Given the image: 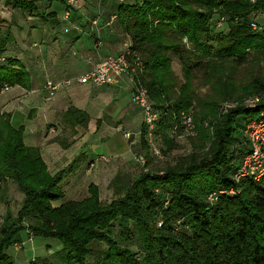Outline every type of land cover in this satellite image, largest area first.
I'll use <instances>...</instances> for the list:
<instances>
[{
    "label": "trees",
    "instance_id": "1",
    "mask_svg": "<svg viewBox=\"0 0 264 264\" xmlns=\"http://www.w3.org/2000/svg\"><path fill=\"white\" fill-rule=\"evenodd\" d=\"M54 2L65 3L7 0L6 5L36 15L40 4L49 7ZM257 12L264 15V0L119 4L114 15L131 38L128 50L143 65L138 79L159 114L153 134L162 138L163 154L176 149L174 129L180 132L183 113L194 115L197 135L191 138L192 151L173 164L157 171L119 172L110 184L115 197L110 203L100 200L99 187L92 184L89 197L54 207L53 202L65 197V174L78 170L82 159L52 175L40 149L25 144L24 127L14 128L10 114H0V201L9 182L24 196L17 215L9 210L0 226V264H14L7 250L23 230L60 242L62 249L52 255L55 264H90L91 256L96 257L95 264H264V178L260 182L233 180L249 150L243 130L261 114L264 118V102L254 109L239 105L221 111L228 100L264 94V79L236 87L224 76L230 65L247 64L252 52L264 55V29H252L251 18ZM216 13L218 22L225 18L229 31L220 33L214 46L203 39L215 40L212 32L217 28L211 21ZM11 32L0 28V93L15 86L30 88L29 72L19 60L6 56L15 41ZM184 40L193 46L192 51L185 49ZM171 53L178 55L182 65L185 82L180 87ZM199 69L207 72L217 92L209 99L195 96L194 73ZM63 120L67 126H87L90 116L71 108ZM148 134L144 123L141 145L150 161ZM231 189L237 192L235 196L221 195L215 203L209 202L211 193ZM178 222L188 232L177 231ZM133 239L140 245V254L130 249ZM100 244L107 249L94 255Z\"/></svg>",
    "mask_w": 264,
    "mask_h": 264
},
{
    "label": "crops",
    "instance_id": "2",
    "mask_svg": "<svg viewBox=\"0 0 264 264\" xmlns=\"http://www.w3.org/2000/svg\"><path fill=\"white\" fill-rule=\"evenodd\" d=\"M84 1L87 9L85 13H80L84 14L82 17L77 13L70 18L67 4L54 2L48 7V14H51L48 22H44L39 17L28 18L29 21H36L30 23L17 19L19 20L16 24L17 28L11 30L15 41L9 45L6 56L19 60L29 72L30 88L15 86L1 92L0 113L10 114L14 128L24 127L25 144L40 149L52 175L65 170V167L77 159L78 152L83 150L81 153L83 159L76 180L79 176L84 181L90 179V186L91 184L96 185V182L92 181L94 179L93 168L96 166L99 168L95 171L99 174V178L104 176L103 166L96 164L97 160H102L98 156L113 160L120 157L124 160H132L130 156L132 152L128 150L127 142L119 133L121 130L119 125L116 123L108 125L104 130L103 127L97 126V122H101L102 117L100 116H103L105 112L103 111L101 115L95 113L99 100L104 104V108L106 104L109 106L114 93L120 95V91L124 92L131 82L127 76L120 78L118 84L115 82L112 84L114 86L109 85L114 91L106 88L112 92L111 95L109 93L106 96L104 94L108 93L107 90L100 96L98 92H91L94 86H81L76 83L51 94L46 89V83L76 78L91 69V61L120 54L131 46L132 41L114 15L115 13L110 15L105 8L101 6L96 8L93 6L95 4L92 5L88 0ZM106 5L107 3L103 6ZM97 9L98 18L95 12ZM89 20L96 21L97 24L93 25L91 22L87 24ZM70 27H72L71 30H69ZM71 108L86 112L90 116L91 123L89 122L87 126L77 125L75 127L65 125L63 116ZM114 132L118 133L119 138L124 142L122 148L119 149L107 143L109 152L102 155L96 154L97 151L94 149L98 150L97 144L107 142ZM68 138H72L71 142L67 141ZM65 145L68 148L63 147ZM85 147L87 150L85 149L84 153ZM64 192L63 199L52 203L54 207H59L69 201H81L70 199L68 191ZM25 232L27 235L28 231L25 230ZM16 242L25 243L26 241L19 237L16 238ZM60 247L63 246L60 244L58 248ZM11 257L17 260V264H25L29 261L22 257Z\"/></svg>",
    "mask_w": 264,
    "mask_h": 264
},
{
    "label": "rangeland",
    "instance_id": "3",
    "mask_svg": "<svg viewBox=\"0 0 264 264\" xmlns=\"http://www.w3.org/2000/svg\"><path fill=\"white\" fill-rule=\"evenodd\" d=\"M65 4H67V12L70 14V18L73 17V14L77 15V13H85L86 5L84 0H74L76 3L72 2V0H64ZM91 2V4H95L96 8H99L98 6H101L102 8L106 9V12L108 14H114L117 12L118 6L121 2L129 3L133 2V0H88ZM7 0H0V28L2 30H7V28L16 29V24L19 20L21 21L26 20L27 23L30 22H36V21H29L28 18L30 17H39L44 20V22H48V19H50L51 14H48V4L43 3V5L40 4V10L36 15H30L28 13L22 14L19 10H12L6 5ZM84 3V4H83ZM107 3L106 6H103ZM10 12V17H5L6 11ZM98 9L95 11L97 12ZM68 14V15H69ZM98 14V15H97ZM96 17H99V12L96 13ZM79 16H84V14H80ZM47 18V20H45ZM219 14L216 13L212 18V26L217 28L216 30H213V37L215 40L208 41V39H203V42L206 41L210 45H216V38L219 37V34H227L229 31V25L228 23L225 24V22L222 23L221 26H219L218 22ZM96 19V18H95ZM252 22H257L261 29L254 30L255 32H261L264 29V15L261 12L253 13ZM25 22V21H24ZM25 22V23H26ZM40 22V21H39ZM93 21L89 20L87 24H89ZM72 27L69 28L71 30ZM185 42V49L192 51L193 46L189 44L186 40ZM129 48V47H128ZM170 58L172 59V66L174 70V77L176 79L177 85L180 87L184 84L185 78L184 73L182 70V65L180 62V59L178 55L171 53ZM204 61H208L207 58L204 59ZM207 72L204 69L196 70L194 73V80H193V86H194V92L195 96L200 99H209L211 96L216 95L217 92L213 89L212 85L213 83H210L207 79ZM224 76L226 77V81L230 83V85H234L236 87H241L249 84L256 78L264 79V55H260L258 53L252 52L249 56L248 63L243 66H233L230 65L228 70L225 72ZM122 79V78H121ZM118 81H116L115 84H118ZM74 85V84H72ZM114 86V85H111ZM93 89L91 92L93 93H100V96H102L103 92H106V88L113 90L110 86H104V87H92ZM96 88V90H94ZM108 91V93L104 94L105 96L110 93L111 91ZM114 91V90H113ZM90 92V91H89ZM119 95V94H118ZM117 93H114V97L112 99L109 97V100L111 99V104L109 103V106L106 104L104 108V104L99 100L97 103V108L95 109V113L102 114L103 113L102 120L97 124L98 127H103L105 130L108 125H114L115 123L119 125L120 127V135L124 138L127 142L128 150H131L132 154L130 155L132 160H124L123 157L117 158L113 160L112 158L107 157H99L98 158H107L103 160H97L96 164H101L103 166L102 172L104 173V176L101 178L98 177L99 174H97V170L99 168H93V177L92 181L96 182V186L99 187L100 190V200L102 202H112V200H115V197L113 195V190L110 188V184L112 180L115 178V176L118 174V172L122 173H130L135 174L138 170H141V166H139L136 162V158L138 155H144L145 152L143 150V147L141 145V132H142V125L146 123V114L144 111L136 106L132 101V84L129 83L127 87L120 91V95L118 96ZM254 96L260 97V103L262 104L264 102V94L259 95H250L243 100H228L224 103H222L221 111L223 113H226L227 111L234 109L235 107L239 105H246V101ZM230 105L231 107H228L227 109H224V106ZM107 112V113H106ZM190 112H193V114L196 112L195 109H191ZM1 114V113H0ZM192 115V114H191ZM193 122H194V129L191 134H187L184 131H180L178 135L175 138L176 143V149L171 151L170 153L165 154L164 160H157L153 156L150 157V161L147 158V161L149 163L148 169L152 171H157L162 168H164L167 164H173L177 158L185 156L186 154H189L192 151V137H196L195 132V121H194V115H192ZM251 122V121H250ZM248 122L247 124H249ZM91 123V122H90ZM89 125V123H88ZM102 125V126H101ZM122 125V126H120ZM108 134V133H105ZM114 135L111 136V138L107 142H100L97 144L98 150L96 154L102 155L106 154L108 151L107 143L111 144L112 146H116L117 148L121 149L123 145V141L121 138H119V134L114 132ZM128 135H131V139L128 138ZM72 138H68L67 141L71 142ZM152 142L160 149H163L165 151V147L162 141V138L159 135H152V138L150 139ZM135 142V144H132ZM92 147V146H89ZM86 147L84 148V153L86 152ZM118 149V150H119ZM117 150V149H114ZM112 151V150H111ZM110 151V152H111ZM234 148L230 150L229 155H233ZM83 150H80L77 155V159H83V156L81 153ZM151 155V154H150ZM127 159V158H126ZM129 159V157H128ZM106 160V161H105ZM74 162V161H73ZM136 162V163H135ZM94 163V162H93ZM71 164L67 167H65V171L69 169ZM91 166L89 165V168ZM63 171V170H61ZM78 170H76L73 174H68V172L65 174L64 181L62 183L63 190L68 191V197L70 199L74 200H83L84 198L89 197V184L91 183L90 179H84L82 180L81 176L78 177V180H76V176L78 175ZM95 185V184H94ZM71 194V195H70ZM74 195V196H72ZM7 201H4V200ZM24 196L23 194L18 190L17 186L9 182L6 185V190H4V195L2 201H0V226L4 220V218L7 215V212L10 210L14 216L17 215L18 210L20 209L22 202H23ZM26 225V224H25ZM181 222H178L176 225V230H186L188 232L189 229L187 228H181ZM27 226V225H26ZM119 228L118 226L115 227V234L118 232ZM28 231V230H26ZM20 237L21 240L26 241L25 243H19L14 242L13 245L7 250V253L15 258L22 257L26 258L29 261L25 262V264H55V260L53 259V256L51 254H54L56 251L62 249V247L58 248L60 245V242L56 239H44L39 237H33V235L28 231V234L26 235V232L23 230L21 231L16 238L18 239ZM134 240V239H133ZM107 249L106 245H96L95 246V254L104 251ZM130 249L137 254L141 253L140 245L137 243L136 240H134L133 245L130 247ZM21 252V254H18ZM14 259V258H13ZM33 259V261H32ZM96 257L91 256L89 258L90 264H95ZM14 264H17V260H13ZM23 264V263H19Z\"/></svg>",
    "mask_w": 264,
    "mask_h": 264
},
{
    "label": "built area",
    "instance_id": "4",
    "mask_svg": "<svg viewBox=\"0 0 264 264\" xmlns=\"http://www.w3.org/2000/svg\"><path fill=\"white\" fill-rule=\"evenodd\" d=\"M72 2L76 3L74 0ZM10 12H5V17H10ZM225 22V18L221 17L219 26ZM96 25L97 22H92ZM254 30L261 29V26L257 22L252 23ZM92 67L86 73L77 76L72 79H65L60 82L48 81L46 83V89L53 94L63 88L70 87L76 83L81 86H94L104 87L114 84L118 79L127 76L132 84V101L141 108L146 114L145 125L148 128V143L150 148V154L157 160H164L165 155L162 150L158 148L152 140V135L156 129V124L159 120V114L154 111L152 104L148 97V92L138 79V75L143 74V65L138 56H132L128 48L120 54L110 55L104 58H99L97 61L92 62ZM8 88L3 89V91ZM2 91V92H3ZM260 97L254 96L246 101V108L254 109L260 104ZM231 107L230 105L224 106V109ZM182 128L180 131H184L187 134H191L194 129V122L191 114H182ZM179 133L178 127H175L174 134L177 136ZM131 139V135H128ZM243 138L245 144L248 147V153L243 157L241 165L237 172L233 176V180L237 183L245 179H251L255 182H260L264 178V118L263 114L256 120H252L247 124L243 130ZM132 144H135L133 142ZM107 159V158H103ZM102 159V160H103ZM106 161V160H105ZM136 162L145 172L149 169L147 167V158L145 155H138ZM237 192L231 190H220L213 192L209 195L208 200L211 203H215L221 195L235 196Z\"/></svg>",
    "mask_w": 264,
    "mask_h": 264
}]
</instances>
